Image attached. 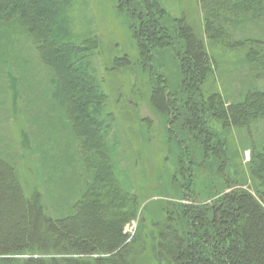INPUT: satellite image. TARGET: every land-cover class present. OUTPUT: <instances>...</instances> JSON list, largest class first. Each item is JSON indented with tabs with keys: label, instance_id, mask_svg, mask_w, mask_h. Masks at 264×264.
I'll use <instances>...</instances> for the list:
<instances>
[{
	"label": "trees",
	"instance_id": "obj_1",
	"mask_svg": "<svg viewBox=\"0 0 264 264\" xmlns=\"http://www.w3.org/2000/svg\"><path fill=\"white\" fill-rule=\"evenodd\" d=\"M75 1L0 0V30L27 36L52 71L48 93L59 110L55 123L67 119L82 158L80 192L69 201L61 197V209L53 211L41 187L26 186L17 160L0 149V264H146L145 241L125 228L137 219L147 228L146 187L169 191L163 177L150 183L140 173L143 154L135 149L138 159H130L118 135L123 128L106 109V84L92 58L103 36L92 29L73 33ZM197 4L201 35L185 11L172 16L163 0H118L115 8L145 59L142 72L154 81L151 101L168 120L162 149L177 163L166 181L178 196L163 195L171 198L163 199L164 217L148 215L154 256L169 264H264V140L253 136L255 125L264 123V89L238 88L236 69L228 78L235 91L226 89L234 95L211 89L218 70L213 44L241 51V69L264 80V38L249 35V24L261 28L264 0ZM238 30L249 33L237 37ZM233 130L242 134L241 155L250 150L246 174L233 166L226 138ZM212 149L218 156H209Z\"/></svg>",
	"mask_w": 264,
	"mask_h": 264
},
{
	"label": "rangeland",
	"instance_id": "obj_2",
	"mask_svg": "<svg viewBox=\"0 0 264 264\" xmlns=\"http://www.w3.org/2000/svg\"><path fill=\"white\" fill-rule=\"evenodd\" d=\"M163 1L172 16L185 11L197 33L201 35L202 19L197 0ZM117 2L118 0H76L71 12L73 33L83 35L92 29L103 36L102 46L92 58L98 75L106 84L109 96L106 109L113 112L124 130L117 132L123 136V142L130 152L128 154L130 159H138L134 153L135 149L139 150L138 154H143L139 161L145 162V171L142 173L141 167L140 173L150 177L148 178L150 183L151 180L161 183L163 177V182L168 185L167 194L146 187L142 208L147 209L145 212L147 228L145 229L137 219L128 223L125 231L130 232L132 237L138 234L145 241L146 247L141 252L143 263L169 264L160 262L154 256V238L149 233L154 225L148 215L155 216L157 220L164 217L161 208L165 204L163 199L171 198L163 195L178 196L175 189L172 187L170 189L166 181V171L169 168L176 170L177 163L175 161L173 164L172 157L162 149V143L167 140V115L151 101L154 81L149 73L142 72L145 59L126 20L115 10ZM261 23L262 29L256 26L258 24H249L252 31L249 35L263 39L264 20ZM247 33L249 32L238 30L236 35L241 37ZM0 41V44L8 41L5 50L2 48L0 51V149H4L17 160L26 186L30 189L40 186L53 211L56 208L61 209L63 202L61 197L69 201L72 197H77L78 191L80 192L79 174L82 164L80 141L70 130L65 117L55 123V113L59 110L54 108L48 93L53 73L40 61L32 41L22 33L13 34L12 31L9 33L5 28L0 30ZM213 48L212 54L214 58L216 56L215 66L218 70L215 84L211 89L220 90L226 96L234 95L235 89L228 81L232 75L231 69H236L234 80L238 88L245 89L254 85L264 89V80L254 81L247 75L245 69H241L237 59L243 56L241 51H227L219 44H213ZM115 58L121 60L120 65L114 64ZM233 62V66L229 67L228 64ZM154 63L156 65V62ZM226 89L233 91L228 92ZM183 108L190 114L195 112L193 107L183 105ZM198 113L204 114L200 110ZM131 128L135 136L130 131ZM191 130L195 138V129ZM114 131L115 128L112 129V132ZM253 133L254 138L262 142L264 123L255 125ZM240 136L242 134L234 130L227 133V145L233 155V166L237 167L241 174H246L250 150L246 149L243 156L241 155L244 146ZM162 150L163 154L159 152ZM208 154L210 157L218 156V152L213 149ZM150 186L154 187L152 184ZM230 190L229 188L226 191ZM154 194L155 196H152Z\"/></svg>",
	"mask_w": 264,
	"mask_h": 264
}]
</instances>
